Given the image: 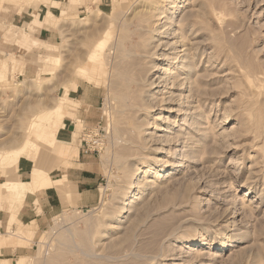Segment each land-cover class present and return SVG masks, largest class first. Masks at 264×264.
Masks as SVG:
<instances>
[{
	"label": "rangeland",
	"instance_id": "374dc122",
	"mask_svg": "<svg viewBox=\"0 0 264 264\" xmlns=\"http://www.w3.org/2000/svg\"><path fill=\"white\" fill-rule=\"evenodd\" d=\"M160 11L191 63L184 114H161L185 143L179 172L171 167L182 142L159 144L162 132L148 124L166 120L137 104L161 89L136 77L137 52L150 44L146 21ZM35 13L19 27L0 21V174L19 162L46 168L95 128L100 145L89 154L100 184L93 206L56 214L23 246L18 257L27 258L10 264H264V0H69L46 13L60 19L44 42ZM28 139L35 149L19 154ZM142 169L147 185L134 179ZM4 181L0 196L18 190Z\"/></svg>",
	"mask_w": 264,
	"mask_h": 264
},
{
	"label": "crops",
	"instance_id": "0c3cea01",
	"mask_svg": "<svg viewBox=\"0 0 264 264\" xmlns=\"http://www.w3.org/2000/svg\"><path fill=\"white\" fill-rule=\"evenodd\" d=\"M68 2L48 0L46 5L37 7L33 0H0V21L19 27L31 23L35 19L34 12H38L40 21L35 35L38 41L44 42L42 34L50 31L47 26L53 27L60 19L51 13L46 16V13H58ZM41 16L46 17L43 20ZM66 146L56 143L57 151L62 154L68 151ZM33 169L34 166L19 162L17 169L0 174V183L9 180L19 184L17 191L0 196V264H10L16 259L23 246L32 240L35 230L45 228L56 214L72 207L93 206L98 201L100 175L95 166V154L83 153L79 145L76 153L50 160L46 168L39 165L37 170ZM8 239L10 243L5 244ZM24 258L27 257L20 256L16 261Z\"/></svg>",
	"mask_w": 264,
	"mask_h": 264
},
{
	"label": "bare ground",
	"instance_id": "6f19581e",
	"mask_svg": "<svg viewBox=\"0 0 264 264\" xmlns=\"http://www.w3.org/2000/svg\"><path fill=\"white\" fill-rule=\"evenodd\" d=\"M172 1V0H171ZM156 4V3H155ZM150 8V7H149ZM155 8V6L153 7ZM151 9V8H150ZM147 10V9H146ZM145 10V12H146ZM158 10V9H157ZM165 10V9H164ZM144 11V10H143ZM154 11V10H153ZM156 11V10H155ZM175 11V10H174ZM149 12V10H148ZM147 12V13H148ZM166 12V11H165ZM178 12V11H176ZM140 13V12H139ZM146 13V14H147ZM154 14V12H153ZM172 14V13H171ZM151 16V15H150ZM149 16V17H150ZM166 15L164 14V11H160L159 13H157V17L154 18V21H156V25L155 22H150V21H146L148 22L147 26L148 28V32H149V42L150 44H148V48L144 49L145 47L142 48L143 50H140V52H137V54L139 53L138 56H136V64H137V73H136V77L138 79V83L140 84L141 82H145L146 86L150 89H157V88H161L158 91H153V93L148 94L149 96L146 95V99L144 102L142 103H137L138 100H134L135 103L138 104L139 106V110L141 108L144 109V106H147L148 109L151 108V111L153 110H158L157 113L153 114L151 117L152 119L155 120H160L161 118L166 120V117L161 116L162 112L165 110L167 113L175 115V117L183 115L184 111L183 109L179 108L181 106V97H182V92L181 90L184 89L185 87L188 88L187 84L189 81L190 84V80H188V78L190 77V66L189 64V57L188 54L186 53V47H181L180 49L178 48L180 46H178V42L179 40H172V38H176L179 39L180 36H177L175 34H178V32H175V29H171L170 25L172 24H168V18H166L164 21L162 20ZM153 17V15L151 16ZM150 17V18H151ZM170 17V16H169ZM172 18V17H171ZM150 20V19H149ZM163 21V22H161ZM170 22V21H169ZM173 22V21H172ZM175 22V21H174ZM147 24V23H146ZM178 26L179 23H174V26L176 25ZM169 25V26H166ZM183 25V24H182ZM155 26V27H154ZM166 26V27H165ZM181 26V25H179ZM165 27V28H163ZM163 28V29H162ZM179 29V28H178ZM172 30V31H171ZM147 32V33H148ZM173 32V33H172ZM172 33L171 36H168ZM175 33V34H174ZM153 34H159V36L156 39L153 38ZM174 34V35H173ZM179 35V34H178ZM182 35V34H181ZM162 38V39H161ZM146 39V38H145ZM147 39V40H148ZM182 39V38H181ZM157 42L158 43H153V42ZM182 44V40L180 41ZM144 43V40H143ZM145 46V43H144ZM182 46V45H181ZM185 46V45H184ZM141 48V49H142ZM186 48V49H185ZM140 48L136 49L139 50ZM133 52V53H134ZM188 52V50H187ZM132 54V53H131ZM130 55V54H129ZM134 55V54H133ZM132 55V56H133ZM127 57V56H126ZM130 57V56H129ZM128 57V58H129ZM209 57V56H208ZM127 59V58H126ZM130 59V58H129ZM132 59V57H131ZM130 59V60H131ZM145 59L148 61V65L145 62ZM149 59L151 60L149 63ZM191 59V58H190ZM128 60V59H127ZM134 60V59H133ZM153 60V61H152ZM128 62V61H126ZM124 62V63H126ZM192 62V61H191ZM135 63V62H134ZM123 64V63H122ZM126 66V64H125ZM123 66V67H125ZM122 67V68H123ZM129 68V67H128ZM192 68V67H191ZM125 70V69H124ZM128 70V69H126ZM127 72V71H126ZM133 73V71L131 72ZM130 73V74H131ZM126 73H123V75ZM129 75V74H128ZM132 75V74H131ZM135 75V74H134ZM192 75V73H191ZM130 76V75H129ZM128 76V77H129ZM195 76V75H194ZM131 78V77H130ZM193 78V77H192ZM131 81V80H130ZM129 81V83H130ZM192 82V81H191ZM196 82V81H195ZM193 81V83L196 85ZM133 83V82H132ZM136 85V83H135ZM130 86V85H129ZM192 86V85H191ZM197 88V86H195ZM194 87V88H195ZM141 88V87H140ZM140 88H137L138 90ZM193 88V87H192ZM195 88V89H196ZM191 89V88H190ZM189 89V90H190ZM129 90V89H128ZM127 90V91H128ZM147 90V89H146ZM191 91V90H190ZM194 91V90H193ZM142 92V91H141ZM149 92V91H148ZM139 94V93H138ZM146 94V93H145ZM144 94V96H145ZM153 94V95H152ZM156 94V95H155ZM127 95V94H126ZM129 95V93H128ZM141 95V94H140ZM185 95V94H184ZM134 96V95H132ZM143 96V97H144ZM131 97V96H130ZM129 97V98H130ZM142 97V96H141ZM140 97V98H141ZM142 97V99H144ZM134 98V97H133ZM184 98V97H183ZM127 100V98H126ZM190 100V99H189ZM128 101V100H127ZM136 104V105H137ZM133 104H129V106H132ZM135 104L133 106H136ZM128 106V105H127ZM128 106V107H129ZM133 106L131 108H133ZM138 106L136 109H138ZM186 106V105H185ZM146 107V108H147ZM190 107V106H189ZM187 107H185L186 109ZM193 108V106H192ZM135 109V108H134ZM184 109V110H185ZM189 109V108H188ZM146 110V109H144ZM131 111V110H130ZM136 111V110H135ZM138 111V110H137ZM183 111V112H181ZM59 112V111H58ZM187 113V110L185 111ZM192 112V111H191ZM62 113V112H61ZM185 113V114H186ZM138 114V113H137ZM195 116V115H194ZM183 117V116H182ZM134 118V117H133ZM169 118V117H168ZM161 119V120H162ZM171 119V116H170ZM167 119L165 122V126L164 127H160L158 124L156 125H150V123L148 124V127L153 128L155 130H160L162 132V135H158L159 140V144H161L162 146L166 145V144H172V143H176L177 141L182 142V136H180V132L178 133H174L175 132V128L178 127V124L176 123V121ZM187 119V118H186ZM194 119V118H193ZM36 120V119H35ZM163 120V122H164ZM38 122V121H37ZM188 122V121H187ZM186 123V122H185ZM34 125V124H33ZM32 125V127H33ZM185 126V125H184ZM188 126V125H187ZM183 127V124H182ZM143 129V128H142ZM180 130V129H179ZM133 132V131H132ZM149 131H147L145 134H147ZM33 133L39 137L41 134V132H39L38 130H34ZM182 133V132H181ZM188 133V132H187ZM190 133V132H189ZM32 134V133H31ZM134 134V133H133ZM137 134V133H135ZM144 134V133H143ZM184 135H186L184 133ZM187 136V135H186ZM33 137V136H32ZM189 137V135H188ZM191 137V136H190ZM35 139V137H33ZM185 138V137H184ZM39 139V138H38ZM50 139V138H49ZM187 139V138H186ZM142 140V139H141ZM144 140V139H143ZM42 141V138H41ZM137 141V140H136ZM184 141V140H183ZM46 142V141H45ZM186 142V141H185ZM47 144H50L49 142ZM162 146L157 145V147L154 149V152L158 153V152H162L164 149L162 148ZM36 147V143L34 142V140H26L23 148L19 149V154L21 152H24V150L30 149V150H34ZM165 151V150H164ZM186 151V147H185V143L182 142V144L177 147V150L175 151V153L173 154V157L175 158V161L172 163V169L176 170L179 172L182 168H184L186 166V162H185V155L184 152ZM167 154V153H166ZM141 155V154H140ZM172 156V155H171ZM136 170V169H135ZM149 169H142V170H137V172L135 173V177L134 179H136V181H139L143 184H146L147 182H145V179L143 178V180L140 181V179L138 178V176L142 175H146L148 174ZM132 176V175H131ZM141 183V184H142ZM3 184L6 187H10L9 186V182L3 181ZM147 185V184H146ZM5 188V187H4ZM133 196V192L131 190H129L127 192L126 198H130ZM130 202V201H129ZM130 206V205H129ZM127 208L126 206H123L120 208V213L122 212H126Z\"/></svg>",
	"mask_w": 264,
	"mask_h": 264
},
{
	"label": "built area",
	"instance_id": "2783aa9c",
	"mask_svg": "<svg viewBox=\"0 0 264 264\" xmlns=\"http://www.w3.org/2000/svg\"><path fill=\"white\" fill-rule=\"evenodd\" d=\"M97 133L95 128H85L80 132L79 146L83 153L89 154L98 151L100 140Z\"/></svg>",
	"mask_w": 264,
	"mask_h": 264
}]
</instances>
